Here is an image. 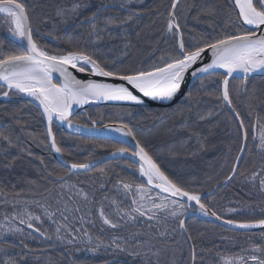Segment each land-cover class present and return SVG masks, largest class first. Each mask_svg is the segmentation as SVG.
<instances>
[{"label":"trees","instance_id":"obj_1","mask_svg":"<svg viewBox=\"0 0 264 264\" xmlns=\"http://www.w3.org/2000/svg\"><path fill=\"white\" fill-rule=\"evenodd\" d=\"M27 3L31 9L33 28L39 29V35L34 32V39L50 53L70 47L71 40L73 44L95 49L96 55L108 61L110 66L111 62L118 61V68H146L159 62L161 55L172 51L174 41L166 37L163 31L170 0H143L133 4H125L123 0H27ZM73 3L81 5L77 16H57L58 7L70 9ZM186 3L194 4L188 15L187 26L183 29L186 43H197L201 33L220 34L224 27L222 18L213 32L205 18L198 22L192 17L200 7L213 3L223 6L225 0H181L182 9ZM130 11L136 15L128 23L119 27L109 26L100 32L102 39L97 40L95 35L89 37L91 26L87 20L93 13H97L98 17L94 22L103 28L104 19H123ZM227 11L225 7L224 12ZM228 30L233 29L229 27ZM9 39L7 25L0 20V41H3L5 50H22L18 44L10 46ZM128 43L130 46L125 49ZM218 79L197 78L185 95L169 106L104 104L88 107L76 113L72 120L87 127L91 126L92 121L100 124H128L138 138L149 143L151 152L162 162L166 171L204 195V202L220 216L238 221L264 218V191L260 189V177L255 181L250 179L253 171L258 172L264 166V149L259 143V123H264V75L250 77L249 96L242 94L238 99L235 97V89L240 86V80H231L233 103L245 120L244 131L248 135L244 160L238 166L236 177L228 184L216 186L230 174L243 140L242 130L238 129L233 114L217 98L222 90V85L216 83ZM188 90L192 92L191 99H185ZM20 96L8 99L0 97V226H18L24 228L25 234L30 232L26 225L11 221L12 214L23 210L24 202L28 201V210L42 217L41 230L46 231L51 239L38 234L9 235L7 243L0 242V247L5 248L9 256L20 260V254L26 253V264H148V259L155 264L157 257L151 254L148 259L143 256L134 257L112 246L113 238L119 237L117 242L131 251L135 246L134 233L139 234L135 239L149 240L156 249L168 246L167 251L162 252L158 258L160 264H193L192 245H195L197 253L195 264H224L225 258L252 255L251 250L255 245L264 247V238L261 236L264 230H232L195 215L185 218L187 232L183 234L178 227V220L172 217L162 223L146 222L144 219L135 223L120 221L122 227L117 229L103 225L95 211L90 213L89 209L97 208L105 194L117 200L124 199L122 192L114 187L120 178L137 183L141 181L137 169L128 167L132 160H108L90 171L67 175L68 168L54 158L49 148L41 109L27 103L28 100ZM53 131L57 143L64 149V156L61 157L63 161H94L116 148L127 147L123 141L110 137L69 133L58 124L53 125ZM3 136H9L11 144ZM101 168L106 174L99 171ZM245 168L247 171L240 175V171ZM60 176H64L68 185L75 184L77 188L87 191L90 199L95 192L96 203L85 204L74 194L75 189L69 191L68 187H62L64 181L59 179ZM102 183L106 185V192L100 191ZM152 194L155 195V192ZM32 201H39L49 211L55 212L56 223L44 217L43 208ZM126 203H130V197ZM65 204L69 209L79 206L81 212H66L68 220L64 221L57 208L63 210ZM104 206L107 211L112 210L107 201ZM228 209H236V212L229 213ZM6 214L8 220L5 219ZM80 215L85 216V221H94V224L85 222L82 225L78 219ZM160 215L163 217L164 213ZM148 223L153 227L149 228ZM63 224H67L69 229H81L74 233L78 239L72 245L67 243L70 237L66 236L63 227L59 235L64 239H57L55 229ZM84 229L91 236L90 242L88 236L84 235ZM165 230L169 233L167 239L159 236V232ZM189 234L192 240L187 239ZM21 239L31 251L19 245ZM14 240L17 246L11 247ZM7 258L0 253V259ZM21 264L25 262L21 261Z\"/></svg>","mask_w":264,"mask_h":264},{"label":"snow or ice","instance_id":"obj_2","mask_svg":"<svg viewBox=\"0 0 264 264\" xmlns=\"http://www.w3.org/2000/svg\"><path fill=\"white\" fill-rule=\"evenodd\" d=\"M193 7L194 4L186 3L182 9L181 0H170L163 31L165 36L170 37L174 43L172 51L167 55H161L159 62L152 63L146 68L143 66L118 68L116 66L118 61L111 62L110 66L108 61H103L96 55L95 49L81 47L79 44H73L71 40H69L70 47L50 53L41 47L37 39H34V32L39 35V29L33 28L31 9L27 0H0V20L7 25L10 36L9 45H15L17 42L22 45L20 51H6L3 41H0V97L8 99L22 94L29 98L27 103L34 104L38 109H41L40 115L47 122L46 135L49 148L61 157L64 156V149L57 143L53 125L63 126L66 124L68 128H72L71 117L74 106L98 101L144 105L143 98L153 101H173L185 95L186 77L189 75L193 78L197 76L218 77L216 83L222 85V90L217 98L233 114L238 129L244 130L246 128L245 120L238 107L233 103V89L230 88V83L231 80H240V86L235 89V97L238 99L242 94L249 96L248 81L253 74H264V0H225L223 6L213 3L200 7L192 19L200 22L202 18H205L209 27L215 32L222 18L224 27L221 28L219 35L201 33L199 41L190 44L185 42L183 29L187 26L188 15ZM225 7L228 9L227 12H224ZM80 8V4L73 3L70 9L58 7L56 14L61 17L65 15L77 16ZM134 15L136 14L130 11V14L123 19L106 18L103 21V28H101L94 22L98 18L97 13H93L87 20L91 26L89 37L95 35L97 40L102 39L100 32L109 26H123L131 21ZM229 27L233 30L229 31ZM129 46L130 43L125 44V49ZM78 73L86 74L88 77L110 78L117 82H101L93 78L81 79L77 75ZM203 84L204 80L202 79L201 85L203 86ZM191 98L192 92L188 90L185 99ZM257 122L259 123V117ZM94 126L95 121H93ZM105 127L109 126L105 125ZM259 129V143L264 149V123H259ZM76 131H80L79 125H76ZM115 131L131 138L134 143L127 147L116 148L112 155L124 157L130 153L132 163L128 167L137 169L141 181L137 183L120 178L114 187L117 191L122 192L124 199L117 200L105 194L97 208L89 209L90 213L95 211L103 225L117 229L122 227L120 221L135 223L144 219L146 222L162 223L168 217H172L178 220V227L183 234L187 232V228L182 217H185L189 209L198 211L206 217L223 219L209 207L208 203L204 202V197L200 192L189 187L181 179L170 175L162 166V162L158 161L151 152L149 143L138 138L128 124L121 123ZM247 135V131H244L245 141ZM2 138L11 144L9 136ZM245 146H241L239 149L230 174L224 178L225 183L236 177L238 166L244 160ZM29 155H31L30 152ZM63 163L68 168L67 175L69 176L73 172L90 171L95 167L92 160L87 162L65 160ZM99 171L106 174L103 168ZM246 171L245 168L239 174L244 175ZM257 177H260V189L264 191V166H261L258 172L253 171L250 179L255 181ZM59 179L64 181L62 187H68L69 191L75 189L74 194L79 196L85 204L96 203L95 192L92 193L90 199L89 193L83 188H77L75 184L68 185L64 176H60ZM100 191H107L105 184L100 185ZM153 192L155 195L152 194ZM129 197L130 203H126ZM105 201L112 206L111 211L105 209ZM28 203L25 201L23 210L12 214L11 221H18L20 225H26L27 229L31 231L25 234L22 227L9 226L5 228L0 226V242L7 243L9 235L16 237L18 234L20 236L38 234L40 237L51 239L46 231L41 230L42 217L28 210ZM31 203L42 207L44 217L56 223L55 212L49 211L48 207L41 205L39 201ZM57 211L60 212L63 220L67 221L66 212H81V208L77 206L74 209H69L65 204L63 210L57 208ZM228 212L235 213L236 209H228ZM161 213H164L163 217L160 215ZM5 219L8 220L7 214ZM78 219L82 225L85 222L94 224V221H85L84 215H80ZM224 223L244 230L257 227L264 229V218L248 221L227 219L224 220ZM61 227L65 229L66 236L70 237L67 239V243L74 244L78 239L74 233L81 229L74 227L69 229L67 224L58 225L55 231L57 239L61 240L64 239L59 235ZM148 227L152 228L153 225L148 223ZM83 231L84 235L88 236L87 229ZM138 235V233L133 234L135 246L131 251L117 242L119 237L113 238L112 246L119 251L128 252L134 257L143 256L148 259L151 254V256L157 257L155 264H160L158 258L162 252L167 251L168 246L156 249L149 240L135 239ZM159 236L167 239L169 233L165 230L159 232ZM261 236L264 238V232H261ZM88 239L90 242L91 236H88ZM187 239H193L191 234L187 236ZM19 245L31 251L23 239L19 240ZM10 246H17L15 240L11 242ZM251 251L253 254L247 257L240 255L232 259L225 258L224 264H249V261L251 264H264V247L255 245ZM0 253L8 257L0 259V264H21V261L26 264V253L20 254V260H17L15 256H9L3 247H0ZM191 259L195 264L197 259L195 245H192L191 248ZM148 264H152L150 259H148Z\"/></svg>","mask_w":264,"mask_h":264},{"label":"water","instance_id":"obj_3","mask_svg":"<svg viewBox=\"0 0 264 264\" xmlns=\"http://www.w3.org/2000/svg\"><path fill=\"white\" fill-rule=\"evenodd\" d=\"M26 43V42H25ZM17 44L22 48V45L17 42ZM79 76V78L81 79H87V78H93V79H96L98 81H101V82H117V81H112L110 78H103V77H88L86 74H77ZM262 76L264 74H260V73H256V74H253V76ZM201 76H197L196 78H193L191 77L190 75L188 77H186V86H185V92L186 90L188 89V87L192 84V82L194 80H196L197 78H199ZM58 78V77H57ZM182 97V96H181ZM181 97L177 98V99H174L173 101H153V100H150L149 98H143L145 103L144 105H132V104H124V103H117V102H108V101H98V102H89L88 104H85V105H82V106H74V109H73V115L72 117L77 113V112H80V111H83L84 109L88 108V107H91V106H98V105H104V104H113V105H129V106H148V107H164V106H169L175 102H177ZM27 100L29 98L25 97ZM71 117V119H72ZM46 120H45V125H46ZM105 125H108L109 127H105ZM121 124H118V123H103L101 126H96V127H91V128H84V127H80V131L77 132L76 131V126L73 125L72 128H68V126L65 124L63 126H60L63 130H65L66 132H69V133H73V134H77V135H86V136H96V137H111V138H115V139H119V140H123L124 142L127 141V145L130 146L132 145L134 142L131 141V138L129 137H125L123 136V134L121 133V136H115V135H112L109 131L111 129H117L120 127ZM244 132V130H242V133ZM246 145V141L244 139V136H243V140H242V145L241 146H245ZM114 152V151H113ZM108 153L106 155H103L102 157L96 159L95 161H93L95 163V166L102 163V162H105V161H108V160H113V159H116V158H121V156H113L112 153ZM52 154L54 156V158L60 163L62 164L63 166L64 163H63V160L61 159V157L57 154H55L53 151H52ZM239 154V153H238ZM125 158H130V153L127 154L126 156H124ZM131 159V158H130ZM66 167V166H65ZM67 168V167H66ZM229 183V182H228ZM220 184H227L224 182V180L219 183L217 186H219ZM191 214H194L196 216H202L204 217L206 220H208L209 222H212V223H215L217 225H220L222 227H225V228H228V229H232V230H237V231H248V232H258V231H263L264 229H261L259 227L257 228H254V229H251V230H244V229H239V228H236L232 225H227L224 223V220H227L226 218H223L222 220H217L215 219V217H210V216H203L201 215L198 211H194L192 212L191 209L188 210V212L186 213L185 217H183V219L185 220V218ZM30 230V229H29Z\"/></svg>","mask_w":264,"mask_h":264},{"label":"rangeland","instance_id":"obj_4","mask_svg":"<svg viewBox=\"0 0 264 264\" xmlns=\"http://www.w3.org/2000/svg\"><path fill=\"white\" fill-rule=\"evenodd\" d=\"M143 0H123V3L125 4H133V3H139L142 2Z\"/></svg>","mask_w":264,"mask_h":264},{"label":"bare ground","instance_id":"obj_5","mask_svg":"<svg viewBox=\"0 0 264 264\" xmlns=\"http://www.w3.org/2000/svg\"><path fill=\"white\" fill-rule=\"evenodd\" d=\"M109 132H110L112 135H115V136H121V133L115 131L114 129H111Z\"/></svg>","mask_w":264,"mask_h":264}]
</instances>
